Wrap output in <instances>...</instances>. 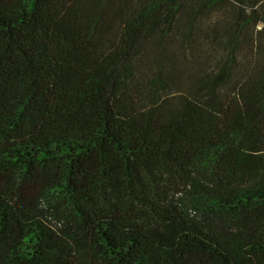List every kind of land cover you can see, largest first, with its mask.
Returning <instances> with one entry per match:
<instances>
[{
  "label": "trees",
  "instance_id": "16d2710c",
  "mask_svg": "<svg viewBox=\"0 0 264 264\" xmlns=\"http://www.w3.org/2000/svg\"><path fill=\"white\" fill-rule=\"evenodd\" d=\"M0 264H264V0H0Z\"/></svg>",
  "mask_w": 264,
  "mask_h": 264
},
{
  "label": "rangeland",
  "instance_id": "374dc122",
  "mask_svg": "<svg viewBox=\"0 0 264 264\" xmlns=\"http://www.w3.org/2000/svg\"><path fill=\"white\" fill-rule=\"evenodd\" d=\"M52 223H53V224H55V222H54V221H52ZM56 224H57V223H56Z\"/></svg>",
  "mask_w": 264,
  "mask_h": 264
}]
</instances>
